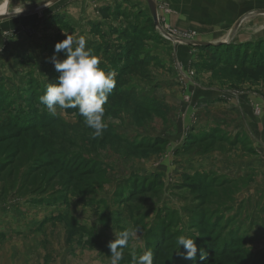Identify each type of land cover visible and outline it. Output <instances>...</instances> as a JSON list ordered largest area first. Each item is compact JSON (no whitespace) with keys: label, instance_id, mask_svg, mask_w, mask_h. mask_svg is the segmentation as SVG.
Here are the masks:
<instances>
[{"label":"rangeland","instance_id":"374dc122","mask_svg":"<svg viewBox=\"0 0 264 264\" xmlns=\"http://www.w3.org/2000/svg\"><path fill=\"white\" fill-rule=\"evenodd\" d=\"M4 1L0 0V6ZM41 1L44 0H7L6 12L24 9ZM156 1L159 22L164 29L168 27L178 32L196 31L195 40L232 43V51H240L242 55L247 54L246 50L250 46L257 50L259 47L263 48L264 14L247 18L237 32L233 33L236 22L243 15L264 10V0H217L244 2L233 7L232 18L229 15L227 21L220 19L226 28L218 30L209 23L216 18L209 22H198L194 13L191 22L186 18L181 21L187 27H176L170 22L174 13L171 5L161 0ZM71 3L72 0H60L41 12L0 22V96L7 91V95L0 99L12 96L20 101L21 95H24L22 89L27 85L41 91L38 87L46 89L49 83H57L60 73L56 71L51 58L55 55L63 60L66 56L63 52H55L56 43L66 39L67 34H72L75 30H78L77 38L83 37L84 27L80 24H70L65 19V14H61L64 13L66 5ZM163 4L168 6L170 12L162 8ZM121 8L123 7H117L118 14L108 17H113L112 19L121 23V26H117L121 27L118 30L131 26L132 23L139 27L140 35L144 37L140 46L142 55L145 53L147 41L154 40L157 45L163 40L158 38L160 34L163 36V33L156 25L151 11L133 8L135 11L130 13L126 12L125 8L122 11ZM147 14L150 15L147 17ZM50 16H54L53 19L58 16L63 22L49 24L48 28L43 27L42 23ZM164 42L174 41L167 39ZM219 44L222 43L216 45ZM190 47L196 50L198 61L193 62L187 71L179 64L176 67L177 72L183 70L182 73H187L186 77L218 80L221 87L229 88L235 93L257 92L264 101V80L251 81L242 71L223 63V59L236 56L233 52L222 48L218 53L220 59L216 63L211 60L215 57V52ZM249 53L248 56L253 55L252 52ZM94 54L100 59L99 66L105 71H114L116 78L115 65L108 58L106 49L98 48ZM147 57L150 58L149 54ZM154 60L150 66L148 62V66H140L135 74L127 76L122 90L134 89L133 93L141 95L139 85H132L130 80L144 78L146 72L147 79L153 83L157 78L168 76V69L160 64L161 59L154 55ZM182 75L179 74V77ZM149 95L153 96L148 92ZM126 96L116 95L106 106L108 111H105V122L107 125L113 124L118 131L116 133H121L117 128L122 127L126 132L121 134L138 143L144 141V138L150 139L145 135L147 133L153 136L163 133L169 138V134H174L173 138L177 137L176 139L181 135V139L177 141L181 144L186 129L182 132L181 129L178 131L170 128L167 123L163 124V120L158 118L161 111L145 112L143 108L136 109L133 113L126 111ZM40 108L45 109L49 115L46 128L40 129L42 126H39L38 130L31 134L16 135L17 138L10 140H6V137H13L12 133L16 128L9 127L7 123L9 111L0 109V264H111L108 245L116 238L115 233L118 235L125 230H136L137 235L129 240L123 250L124 259L120 261V264H132L133 255L138 257L145 251H152L147 245L149 234L168 235L174 229L178 231L175 241L181 235L190 238L192 234L200 236L201 231H205L202 235L207 240L202 246L206 255L202 259L198 249L196 256L200 255V258L195 262L192 260L191 264H200L209 259V264H264V230L262 233L257 228L258 224L264 226L263 222H260L263 216L250 210L233 211L228 206L233 203L229 197L230 193L222 194L224 189L220 191L211 184L195 189L192 184L195 183L196 176H193L183 183L181 189L175 187L169 199H164L162 195L163 186H153L152 192L143 194H135V189L130 186L117 192L120 184L125 179H132L134 174L145 175L142 176L145 183L152 181L150 176L161 171L162 161L159 159L167 143L164 146L160 143L157 152L146 151L141 154V151H134V147L130 148L131 145L124 143L122 139L108 135V126L102 136L94 139L93 129L85 124V120L78 118L75 112L58 109L57 114L52 115L46 106L41 105ZM260 109V106L255 107L253 111L259 113ZM146 125L148 132L144 129ZM34 136L37 137L36 142ZM159 138L164 141L166 139L162 136ZM20 146L22 153L17 149ZM186 148L183 142L178 151L182 152ZM197 149L199 146L196 149L195 145L190 147L186 155L195 157ZM206 150L207 147L204 148V151ZM151 157L153 159L149 160ZM97 159L101 162L99 168L102 165L107 168L110 179L96 185L93 194L88 196L86 193L92 192L93 189H84L81 183L71 181L70 175L64 173L62 168L72 164L71 166L83 165V168H88L87 171L96 170L93 162ZM170 166L172 171L169 177L171 174L176 176L178 169L182 167L175 166L173 171V166ZM133 169L134 173L131 174ZM206 175L209 178V175ZM152 178L154 179V176ZM87 179L98 183L101 176L95 175ZM251 202L254 204L257 200L253 198ZM253 208L254 206L250 207L251 210ZM231 230L234 231L230 234ZM177 249H171L169 255L176 253L178 257L182 248ZM225 251L229 254H225Z\"/></svg>","mask_w":264,"mask_h":264},{"label":"crops","instance_id":"0c3cea01","mask_svg":"<svg viewBox=\"0 0 264 264\" xmlns=\"http://www.w3.org/2000/svg\"><path fill=\"white\" fill-rule=\"evenodd\" d=\"M161 1L168 3L174 9L170 17V22L174 26L187 27L181 21H185V18L190 21L194 13V18L198 19V22H209L212 18H216L213 22H209L216 30L226 28L220 19L227 21L229 15L232 18L233 7L244 3L217 0ZM119 6L123 7L122 11L125 8V11L130 13L135 11L133 8L139 11H151L148 0H72L71 4L66 5L64 13H61L63 12L61 10L60 13L65 14L64 17L70 24L75 26L80 24L84 27L82 33L87 42L86 47L94 54L98 48L106 49L108 42L113 43L115 51L114 47L119 43L120 34L113 33L112 30L120 29L121 27L117 28V26H121V23L112 19L113 17H106L102 11L107 10V15L110 13L109 16H113L117 14L116 9ZM71 33L69 35L74 39L79 36L78 30ZM146 43L143 56L147 57L149 54L150 58L147 57L149 66L152 61H155L154 55H156L162 60H160L161 66H166L168 69L169 75L157 78L153 83L147 79L148 72H146L144 78L130 80L131 84L139 85L141 95L152 93L157 101L163 104L162 113L158 117L163 120V124L167 123L170 128L178 131L181 129L182 132L186 129L184 131L186 135L180 145L177 141L181 139V135L176 139L177 137L173 138L174 134H169L170 138L163 133L154 136L150 133L145 134L150 138L162 136L168 140L167 147L159 159L162 163L161 171L158 172L163 181L164 199H169L175 187L181 189L187 178L208 174L213 188L217 187L220 191L224 189L225 192L222 194L230 193L229 197L232 198L233 203L228 206L233 211L241 209L245 212L250 210L261 214L263 217L260 222L264 224V101L260 99L257 92L235 93L229 88L221 87L218 84L219 81L212 78L186 77L187 73H182V71H187L198 59L196 50L184 43L161 41V44L155 45L154 40ZM179 64L183 70L179 67L180 71L177 72L176 67ZM179 74H183L181 78ZM259 106L261 112L253 111ZM180 119H182L181 123ZM147 127L146 125L144 129ZM117 129L121 133L126 132L122 127ZM190 135L196 140L195 149L199 146L195 157L186 155L190 150L178 151ZM205 147L208 150L204 151ZM151 159L153 158H149ZM170 165L173 166V171L176 167L182 166L178 169L176 176L171 174L169 177L172 171ZM253 198L258 203L253 204L251 202ZM252 206H254L253 210L250 209ZM257 228L261 232L264 230V226L260 224Z\"/></svg>","mask_w":264,"mask_h":264},{"label":"trees","instance_id":"16d2710c","mask_svg":"<svg viewBox=\"0 0 264 264\" xmlns=\"http://www.w3.org/2000/svg\"><path fill=\"white\" fill-rule=\"evenodd\" d=\"M106 11L107 10H103L102 13L106 15L107 17L110 15V13H108L109 15H107ZM118 12L119 11H117V14ZM52 17L51 16L49 18L46 17V19L44 20V23H42V26L48 28L49 24L63 22L59 19L58 16L54 19ZM134 26H135V23H132L131 26H127L126 28L122 30H118V29L112 30L113 33L120 34L119 43L118 45L114 47L115 49L114 54L110 52V51H114L113 44L108 42L106 45V54L108 58L111 60L112 64L115 65V71L117 72V77L115 78L117 81V84H116L115 89L112 92L113 97L111 94L109 95V100H108V103L105 105V109H106V106L110 102L113 101L116 95L121 94V95H127L125 97L127 99L124 103L125 104L124 109L130 113H133L136 109L138 110L142 108L145 110V112L152 111V110L161 111L163 110V104L157 101L154 97H150L148 95H137L133 93L134 89H131L129 91L122 90V87L125 84V78L129 76L130 74L131 75L135 74L136 71L140 69L139 68L140 66L146 65L148 63L147 57H144L142 55V49L140 48V46L142 45V42L144 41V37L142 36V34L140 35L139 32L141 31L139 27L137 26L134 27ZM158 38H162L163 39L162 41L167 40L161 34H160V37ZM231 44L232 43H222L219 45L210 44V45H204V46L197 47V49L205 50L208 52H211V51L215 52L216 55L211 60L212 62L216 61V63H218L217 61L220 59L218 56V53L221 52L220 50H222V48L225 47L226 50H228V52H233V54H235L236 56L233 57L232 59L229 58L226 60L223 59L222 57L223 63L225 62L227 65H230V67H234L236 68V70L242 71L243 74L247 78H249L251 81L264 80V44L262 45L263 48L259 47L258 50L255 47H251V46L248 47V49L246 50L247 54L245 55H242L240 51L239 52L232 51L231 49L232 46H230ZM138 48H140V50H138ZM259 50H262V52ZM248 51L252 52L253 55L248 56L250 54ZM242 56L244 57L242 58ZM38 88H40L41 91H38L37 88L35 89L31 85L30 86L27 85L26 87H24L22 89L24 95H21L22 100L20 101L13 98L12 96L7 97L6 99L4 98V100L0 99V109L2 110L6 109L9 111L10 117L7 119V123L9 124V127L16 128L14 133H12V135L14 136L6 137V140L15 139L18 137L16 135L20 136L21 134H31L35 132V130L37 131L39 126H42L40 129L46 128L45 124H48L49 122V115L46 113L45 109L42 110L40 108L41 105L38 106V104H40L39 97L46 92V89L42 87H38ZM1 95L2 96L7 95V91L3 92ZM2 96H0V98H2ZM26 100L28 101L24 103ZM148 104H151V105H148ZM67 111L75 112L78 118L84 120V117L78 113V109H67ZM58 119L59 118L57 117L56 120ZM107 126H108V130H110V131H107L108 135L111 134L112 137L116 136L118 139H122L124 143H128L131 145L130 148L134 147V151H137V150L141 151V154L146 153V151L157 152L158 151L157 146L160 143H161V146H164L167 143L166 139L164 141L163 139L159 137H156L154 139L144 138V141H141L138 143V142L132 141L131 138L127 135L116 133L118 131H116V127H114L113 124L108 123ZM35 136H34V140L36 142L37 137ZM155 139L156 141L154 142ZM22 140L24 141L23 137H22ZM195 141L196 140L192 138V135H190V137L187 139L185 143V147H187L186 150H190V147L194 145ZM17 149L20 150L21 152V146L17 147ZM138 157H141V156H138ZM99 163H101L99 159L94 161L93 164L96 166V170L90 169V171H87L88 169L87 167L83 168L82 167L83 165L71 166L72 164L62 169L64 173H67L70 175L71 181H75L76 183H81L84 186V189L85 188H88L91 190L93 189L92 192L86 193L89 196V195H92L93 192L95 191L96 185L98 184L101 185L103 182L110 179L109 173H107V168L103 165L102 166L100 165L101 168H99L98 166ZM133 173L134 172H132L131 174ZM95 175L101 176V179L99 180L98 183H93L92 181L87 179L88 177H92ZM73 176H77V178L72 179ZM142 176L144 177L145 175H141L139 173V174H134V177L132 179H125L123 183L120 184L121 185L120 189L118 188L117 192H121L124 189V187L130 186L131 188L135 189V194H143L146 192H152L153 186H156V187L163 186L161 174L159 173H156V175L155 174L151 175L150 177L152 181L150 182L147 181V183H145V178L143 179ZM153 176H154V179L152 178ZM208 179L209 178L207 177V175L201 176V177L200 175L196 176L194 180L195 183L192 184V186L195 187V189L202 188L204 187V185L211 184V181ZM70 184H73V183H70ZM76 192H78V190ZM211 218H214V217H211ZM233 231L234 230H231L230 234L233 233ZM204 233L205 231H201L200 236L197 237V235L192 234L190 237L193 239L197 237L195 242L199 250L200 248L201 249L204 248L202 245H204V241L207 240L204 237V235H202ZM177 234H178V231L176 229L171 230L168 235L166 233L149 234L148 239H147V245L149 246V249H151L154 252V259H155L154 264H191L192 260H194L195 262V260L200 258V255H199V256H196L195 259H186L185 258L186 253H185L183 246H181L182 251L178 257L176 256V253H174L175 255L173 256L169 255V252L171 251V249H176V247L177 248L179 247L177 244V241H175ZM202 237L204 239H202ZM225 252H226L225 254H229L227 251ZM210 262H211V259L204 261L203 263L201 262L200 264H209Z\"/></svg>","mask_w":264,"mask_h":264},{"label":"clouds","instance_id":"9594fccd","mask_svg":"<svg viewBox=\"0 0 264 264\" xmlns=\"http://www.w3.org/2000/svg\"><path fill=\"white\" fill-rule=\"evenodd\" d=\"M86 43L84 37L74 39L68 34L66 39L56 43L55 52H63L66 58L60 60L55 55L51 58L60 75L57 83L47 85L46 92L39 97V103L46 106L52 115H56L58 109H78V113L84 117L85 124L93 129L92 137L95 139L102 136L107 128L105 105L117 81L114 71H105L99 66V57L86 47ZM115 235V240L111 241L108 247L111 251V264H120L124 259V248L127 247L129 240L137 235V231L125 230ZM196 238L184 235L177 238L179 246L177 250L183 246L186 259L196 258L198 251ZM200 251L203 259L206 254L203 249ZM132 264H154L153 252L148 250L138 257L133 255Z\"/></svg>","mask_w":264,"mask_h":264},{"label":"water","instance_id":"95a60500","mask_svg":"<svg viewBox=\"0 0 264 264\" xmlns=\"http://www.w3.org/2000/svg\"><path fill=\"white\" fill-rule=\"evenodd\" d=\"M60 0H44L41 2H38L34 5H31L29 7H26L24 9H20V10H16V11H7L5 13H3V16H0V22L8 19V18H15V17H20V16H25V15H31L34 13H38L41 12L43 10H45L46 8L50 7L51 5L57 4ZM149 1V5L151 8V12L153 15V18L155 20L156 25L158 26V28L162 31V33L167 36L170 40L174 41L175 43H184L188 46H193V47H198V46H204V45H210V44H218V43H227V42H223L220 41L218 43H214V42H210V41H201V40H195V39H185V38H180L178 36H173L171 35L167 30H165L163 28V26L161 25V23L159 22V18H158V7H157V1L156 0H148ZM259 14H264V10H257V11H253V12H249L246 13L245 15H243L235 24L234 27V33L237 32L238 28L241 26L242 22L254 15H259Z\"/></svg>","mask_w":264,"mask_h":264},{"label":"built area","instance_id":"2783aa9c","mask_svg":"<svg viewBox=\"0 0 264 264\" xmlns=\"http://www.w3.org/2000/svg\"><path fill=\"white\" fill-rule=\"evenodd\" d=\"M162 8L166 11V12H170V9L168 8V6L166 4L162 5ZM165 20V19H164ZM167 27V26H166ZM171 35L173 36H178L180 38H185V39H194L197 36V32L196 31H183V32H178L175 30H172L170 28H165ZM163 36L166 39H169L167 36H165L163 34Z\"/></svg>","mask_w":264,"mask_h":264},{"label":"bare ground","instance_id":"6f19581e","mask_svg":"<svg viewBox=\"0 0 264 264\" xmlns=\"http://www.w3.org/2000/svg\"><path fill=\"white\" fill-rule=\"evenodd\" d=\"M6 7H7V0H5L4 3L0 6V14L6 12Z\"/></svg>","mask_w":264,"mask_h":264}]
</instances>
